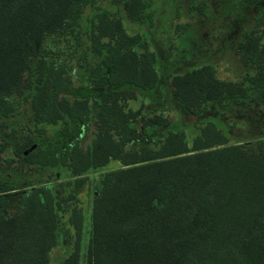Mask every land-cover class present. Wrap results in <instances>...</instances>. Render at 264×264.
I'll use <instances>...</instances> for the list:
<instances>
[{"label": "trees", "instance_id": "16d2710c", "mask_svg": "<svg viewBox=\"0 0 264 264\" xmlns=\"http://www.w3.org/2000/svg\"><path fill=\"white\" fill-rule=\"evenodd\" d=\"M95 1L0 0V100L34 86L29 99L33 121L61 122V136H78L92 101H97L98 117L87 150L74 146L64 158H46L39 143L42 136L27 137L19 146L30 170L39 164V170L46 171L61 163L71 178L23 192L13 215L0 196V264H47L58 243L62 205L88 183L87 171L112 160L119 166L103 174L92 201L86 264H264V137L241 141L210 120L191 142L184 131L168 129L157 147L128 148L114 130L128 138L131 124L137 122L145 134L149 129L157 134L169 122L162 114L128 107L157 86L159 75L154 53L137 51L140 35L125 33L119 19L100 17L90 29V44L97 46V53L102 45L115 43V50L97 67V80L72 88L71 102L61 96L62 88H70L61 70L55 71V59L47 60L44 41L72 35L78 40L82 8ZM112 1L121 4L131 20H141L149 5V0ZM260 25L264 13L237 44L250 87L218 78L212 65L172 74L170 95L181 109L197 114L211 102L240 103L238 95L246 94H260L253 99L264 103ZM33 144L36 148L24 156L23 150ZM68 224L76 235L72 251L57 264H80L82 219L77 210Z\"/></svg>", "mask_w": 264, "mask_h": 264}, {"label": "rangeland", "instance_id": "374dc122", "mask_svg": "<svg viewBox=\"0 0 264 264\" xmlns=\"http://www.w3.org/2000/svg\"><path fill=\"white\" fill-rule=\"evenodd\" d=\"M263 13L264 0H149L143 18L131 20L121 4L98 0L83 6L78 40L73 35L67 39L47 37L44 41L45 55L52 63L55 59V71L61 70L60 77L70 88H62L61 96L70 101L74 96L72 88L97 80L98 65L105 55L115 50V43H111L102 45V50L97 53V46L90 44V29L97 25L100 17L119 19L125 33L140 35V41L134 47L137 51L154 53V67L159 75L157 86L130 101L128 107L141 109L143 114H162L169 124L157 134L150 129L145 134L135 122L131 124L128 138L114 130L116 138L124 137L126 146L131 149H139L144 144L157 147L164 131L170 129L184 131L186 140L191 142L201 126L211 120L227 135L250 141L264 137V103L259 97L253 99L260 94L251 97L246 94L248 98L238 95L236 101L240 103H234L233 99L219 105L211 102L201 112L190 114L172 99L169 79L172 74L212 65L218 78L250 87L247 79L243 78L248 68L237 52V44L247 31L257 26ZM263 29L264 25H260L261 33H264ZM249 70L252 72V69ZM33 92L34 86L31 85L27 91H22L23 94H12L0 100V196L7 199L6 209L10 215L18 211L23 192L40 185H57L71 178L68 167L61 163L46 171L39 170V164L36 169L30 170L27 161L25 163L18 152L27 137L42 136L39 143L45 157L59 159L64 158L67 150L74 146L87 150L97 133V101H92L90 116L81 122L78 136L74 138L72 132L67 136L60 135L61 122L47 124L33 121L29 102ZM70 125L73 126V123ZM118 166L112 160L105 167L87 171L88 183L72 200L62 205V210L57 209L60 210L58 243L50 250L47 264H57L72 251L76 235L68 220L74 209L82 219L80 264H86L92 235V201L103 174ZM51 174H58V177H50Z\"/></svg>", "mask_w": 264, "mask_h": 264}, {"label": "water", "instance_id": "95a60500", "mask_svg": "<svg viewBox=\"0 0 264 264\" xmlns=\"http://www.w3.org/2000/svg\"><path fill=\"white\" fill-rule=\"evenodd\" d=\"M34 148H36V144H33L28 149H26L23 153L24 155H27L29 152H31Z\"/></svg>", "mask_w": 264, "mask_h": 264}]
</instances>
